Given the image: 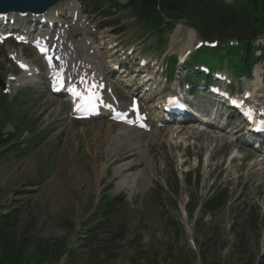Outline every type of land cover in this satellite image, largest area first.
Listing matches in <instances>:
<instances>
[{
    "label": "rangeland",
    "instance_id": "rangeland-1",
    "mask_svg": "<svg viewBox=\"0 0 264 264\" xmlns=\"http://www.w3.org/2000/svg\"><path fill=\"white\" fill-rule=\"evenodd\" d=\"M225 2L228 5L233 3L232 0ZM127 11L119 13V21L113 23V27L101 29L102 24L98 25L101 30L98 34L97 56L102 58L100 61L105 71L112 69L113 63L121 61L118 58L113 60V52L107 49L106 40L110 33L118 37L117 42L122 48H132L134 57L150 61L148 75L154 74L151 69L155 62L162 66L166 57H180L192 51L194 45L200 42L197 33L184 22L177 23L175 30L163 38L145 32L133 14ZM91 20L98 23L97 15H91ZM119 29H122L121 34H115ZM161 39L164 44L159 45ZM262 42L263 38L259 37L254 45ZM28 54L31 57L29 59L38 66L39 61H35L31 52ZM196 58L209 68L213 65L214 70L220 69L216 65L220 56L212 55L210 50L200 49L196 52ZM192 59L191 56L189 61ZM132 64V61L128 63V69ZM220 72L229 74L225 68L220 69ZM10 73L14 74V71L5 58V50L1 49L0 80L4 82ZM178 73L187 74L183 69L176 68L175 77ZM262 74L263 66L260 64L254 68L250 78L227 76L226 82L231 81L234 93L251 91L252 100L263 105ZM125 75L129 76L128 80H142L135 78V74ZM156 76L158 81L160 73ZM126 80L121 83L122 86L118 85V89H121L116 91L119 98L128 104L129 96L124 92L128 83ZM148 86L153 90L155 85ZM15 93L21 99L20 113L25 114L21 141L26 142L28 139L25 130L29 133V130L36 132L48 129L51 134L31 154L18 152L0 160V211L6 213L16 210L12 227L16 238L23 237L32 243L43 240L56 247V253L60 256L52 264H85L88 261L94 264H131V261L134 264H183L185 261L202 264V251L205 252L206 260L214 264H257L264 261V189L261 193L252 190L251 199L239 197L243 188L249 186L246 182L252 185L253 177H264V170L261 172L251 168L255 159H264V151L261 154L254 151L236 135L227 136L224 140L226 143L234 141L241 146L242 151L239 152L242 153L235 149L229 151L226 145L222 148L220 139L216 137L218 129L214 127L208 129L213 136L211 147L203 150L197 161L192 151L193 143H197L192 138L186 140V133L178 138L167 134L165 143L156 149L158 155L154 158L155 166L151 171L152 183L145 190H118L120 179L116 171L119 166L113 163V156L107 153L108 142H102L97 147V137L93 134L95 126L96 129L99 126H104L105 130L109 128L107 124L110 122L105 116L95 122L73 121L69 116V107L61 106V100L49 96L44 85L40 88L28 85L12 89L9 98ZM200 109L202 112L207 111L206 104L202 103ZM207 115L203 119H207ZM184 121L181 125L167 126L206 129L198 120L188 121V118H184ZM232 125L236 126L237 122H232ZM113 132L117 133V127ZM11 133V126H7L4 134ZM23 147L20 146L19 151ZM261 148L264 149V144ZM210 154L214 155L211 161ZM151 155L149 153L147 157H142L131 153L129 162L137 167L130 173H136L147 162L153 164ZM243 157L253 160L251 163L250 158L242 161ZM232 158L234 161L230 162ZM104 165L106 173H100L97 177ZM253 171L256 175L249 178ZM188 172L193 175L191 185L183 179ZM174 175H177V183ZM216 189L225 192L224 202L222 200L214 210L202 212L197 209L192 218L187 216L185 206L189 198L193 202H203ZM115 196H122L124 201L105 221V228L90 237L87 228L94 224L85 225L84 222L100 200ZM170 222L178 224L177 234ZM120 226L125 227L121 236ZM239 241H242V247L237 249ZM33 252L34 244L28 249L27 264L35 262ZM36 260L39 262L38 257Z\"/></svg>",
    "mask_w": 264,
    "mask_h": 264
},
{
    "label": "trees",
    "instance_id": "trees-1",
    "mask_svg": "<svg viewBox=\"0 0 264 264\" xmlns=\"http://www.w3.org/2000/svg\"><path fill=\"white\" fill-rule=\"evenodd\" d=\"M104 0H92L93 11L98 10L101 7V3ZM106 1V0H105ZM115 0H113L114 2ZM115 6V2L113 3ZM227 4L225 0H132L131 7L136 17L143 23L145 29L163 33L166 28H173V23L179 20H185L191 27H193L200 37L205 39H211L215 35L225 33L227 36L228 30L224 24L220 21L219 15L222 13L223 8ZM232 8H238L240 11H248L250 14L249 19L254 21L256 28L260 29V32L264 33V0H233ZM109 11V10H108ZM164 19H167L169 23L165 24ZM260 50L261 56L256 57L255 51ZM212 55H219L220 60L216 64L217 66L223 64L228 56H232L233 60H228V66L233 73L250 75L252 67L262 62L264 65V46L253 47L249 44H239L236 47L229 46L225 38L221 39V43L218 48L211 50ZM213 66V65H212ZM3 112H7L2 116ZM23 124V117L11 107L7 109L0 108V160L10 154H17L18 152H27L31 154L42 143L46 137L45 131L38 133H31L30 139L25 142V146L22 151H19V146L23 144L20 142L21 126ZM11 125L14 130L13 135H5L3 130L6 126ZM15 136H18L17 138ZM17 139L16 141H14ZM176 183L178 178L174 175ZM192 176L188 175L186 183L191 185ZM1 195V189H0ZM225 198V192L222 190H215L212 192L208 200L193 202L190 198L186 204L185 210L188 217L192 218L194 212L211 211L218 207V204ZM124 201L122 196L106 197L101 200L98 206L94 209L92 214L84 222L85 225L94 224L92 227L87 228V233L90 237L96 236L97 232L105 228V221L111 216L120 204ZM224 202V200L222 201ZM16 210H10L9 212L2 213L0 211V264H27V252L29 247L34 244L33 257L35 262L33 264H52L60 255L56 253V247L50 242L39 240L29 241L23 237L16 238L12 233V227L16 220ZM98 221L96 224L95 222ZM175 233L177 234V223L170 222ZM125 231L124 226L119 227V235H123ZM242 247V241H239L237 249ZM38 257L39 262L36 258ZM202 264H214L208 262L205 258V252L200 253ZM56 259V260H57ZM85 264H94L91 261ZM134 264V261H131ZM177 264H181L178 262ZM183 264H189L185 261ZM257 264H264L263 262Z\"/></svg>",
    "mask_w": 264,
    "mask_h": 264
},
{
    "label": "bare ground",
    "instance_id": "bare-ground-1",
    "mask_svg": "<svg viewBox=\"0 0 264 264\" xmlns=\"http://www.w3.org/2000/svg\"><path fill=\"white\" fill-rule=\"evenodd\" d=\"M66 5L68 7L74 8V9L76 7L74 0L67 2ZM59 8H63V7L59 6V7L55 8L54 10H57ZM53 11L50 10L45 16L50 17L52 15V13H54ZM78 60H81L85 63L83 72L86 75L90 72V70L92 68L95 71L96 75L101 78V81H104L106 83V86L108 88H110L112 86V81L108 80L105 77L102 78L103 73L101 70H98L99 67L97 65L91 64V63H94V60H92L89 57H83L81 54H78L76 59H75V61H78ZM89 61H90V63H89ZM87 64L89 66H91V68L87 67ZM75 72H76V70L73 69L72 73H75ZM110 73L111 72L109 71L108 75ZM89 75L90 74H88V76ZM127 77L125 76V79ZM28 82L30 85L33 84L37 87H42L45 84V82H43V79H39L38 77H33L31 79L18 78L16 83L14 84V86L22 85L23 83H28ZM127 86H128V84H127ZM64 105H65L64 102H62L61 106H64ZM216 114L220 115L221 113L219 111H217ZM165 123H167V122L165 121ZM181 123L182 122H180V121L173 122L174 126L178 125V124L180 125ZM199 123H202L206 129L199 130V129L195 128L194 126L177 127V128L165 126L160 131L157 130V131H155V133L152 132L150 134H145V133H138L133 129H127L124 126L116 124V123H112V124L110 123L109 125L107 124V126L109 128L106 127L107 128L106 130H105L104 126L98 125L99 126L98 129H96V126H95L93 134L97 137V141L95 143V145L97 147H99L102 142H105V141L108 142L107 153L109 156L110 155L113 156L112 157L113 163L119 166L118 170L116 171V175L120 179V182L118 183V190L128 189L132 192L134 190H145L147 188V186L152 183L153 176L151 174V171H152L153 167L155 166L154 158L157 157V155H158L156 149L160 148L165 143V137L167 136V134L179 136V135L186 133L187 134L186 138L188 140H189V138H192V140L195 143H197V144L193 143V149H192L193 153H195L196 159H199L200 154L203 150H209L210 149V147H211L210 142H211V139L213 138V136L210 132H208V129L212 130L214 128V124L212 123L211 119H209V120L200 119ZM115 127H117V133L113 132ZM225 139H227V138H225ZM214 142H216V141H214ZM225 145L227 146V149L229 151H232L233 149L237 150L238 152L242 151L241 146L239 147L233 141L226 143V140H223L221 147L223 148ZM262 151H264V149L261 148L259 153L261 154ZM131 153L132 154L133 153L139 154L142 157H147L149 155V153H151L152 154L151 155L152 156L151 161L153 164H150L147 162L143 168H141V167L138 168L139 171L132 174L130 172L133 170V168L136 165L130 164V162H129L130 161L129 158H130ZM213 157H214V155L210 154L209 160L211 161L213 159ZM251 160H253V159H251ZM233 161L234 160L232 159L231 162H233ZM186 163L187 162H185V164ZM219 166L221 167V165H219ZM251 168L254 169L255 171L260 170L262 172L264 170V159H260V160L255 159L252 163ZM106 171H107V168L104 165L103 169L101 168V171L99 173H97V177H99L100 173H106ZM260 171H259V173H260ZM252 175H256V172H254V171L251 172L248 177L250 178V177H252ZM259 176H261V175H259ZM252 180L253 181L250 180L251 183H253L252 185H250L249 183L246 182V185H249V186L247 188H243L244 191L241 192L239 197H245V198L251 199L250 192L252 190L256 193L262 192V189H264V182H263L264 177L263 178L262 177L261 178H254L253 177Z\"/></svg>",
    "mask_w": 264,
    "mask_h": 264
},
{
    "label": "water",
    "instance_id": "water-1",
    "mask_svg": "<svg viewBox=\"0 0 264 264\" xmlns=\"http://www.w3.org/2000/svg\"><path fill=\"white\" fill-rule=\"evenodd\" d=\"M60 0H0V14H6L9 12L13 13H32V14H43L52 6L56 5ZM241 19L238 23L231 28L234 31H241L245 28L241 25ZM225 21L228 24H231V14H228L225 17ZM255 38V35L251 36ZM250 39V37H242L241 41Z\"/></svg>",
    "mask_w": 264,
    "mask_h": 264
},
{
    "label": "snow or ice",
    "instance_id": "snow-or-ice-1",
    "mask_svg": "<svg viewBox=\"0 0 264 264\" xmlns=\"http://www.w3.org/2000/svg\"><path fill=\"white\" fill-rule=\"evenodd\" d=\"M61 86H62V85H61ZM72 91H73V94H74V95H79L78 93L75 92L74 89H73ZM79 110H80V109H79V107H78V108H77V111H79Z\"/></svg>",
    "mask_w": 264,
    "mask_h": 264
}]
</instances>
